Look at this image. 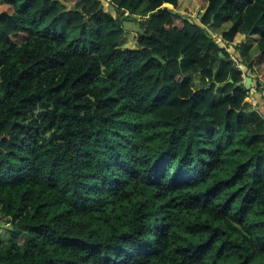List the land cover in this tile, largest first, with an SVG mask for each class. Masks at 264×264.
<instances>
[{"label": "trees", "instance_id": "obj_1", "mask_svg": "<svg viewBox=\"0 0 264 264\" xmlns=\"http://www.w3.org/2000/svg\"><path fill=\"white\" fill-rule=\"evenodd\" d=\"M182 1L0 0V264H264V0Z\"/></svg>", "mask_w": 264, "mask_h": 264}, {"label": "rangeland", "instance_id": "obj_2", "mask_svg": "<svg viewBox=\"0 0 264 264\" xmlns=\"http://www.w3.org/2000/svg\"><path fill=\"white\" fill-rule=\"evenodd\" d=\"M178 10H179V12H181L182 15L190 16L196 20H198L199 15L202 12H204V8L195 5L192 2V0H183L180 4V8ZM126 16L129 17V19H131V21L125 22V24H124L125 29H126L124 44L129 46V47H135L136 42H137V32L139 31V27H140L138 22L142 21L146 17V15L145 16L144 15L143 16L142 15L128 16V14H126ZM218 39H220V38H218ZM257 53H258L257 50L253 51L254 55H256ZM196 84L198 86L196 89H200L203 87V80L199 74H198L197 79H196ZM10 230H11V226L8 224L7 220H3L0 222V236L3 239H9L11 237L9 235ZM28 240H29L28 237L25 236L24 234H18L17 235V241L21 244H25Z\"/></svg>", "mask_w": 264, "mask_h": 264}, {"label": "crops", "instance_id": "obj_3", "mask_svg": "<svg viewBox=\"0 0 264 264\" xmlns=\"http://www.w3.org/2000/svg\"><path fill=\"white\" fill-rule=\"evenodd\" d=\"M103 1V5L106 7V10L109 9L111 6L108 2V0H102ZM250 40H245L244 44L249 43ZM257 50V48L254 46L252 49V55L257 57V54L254 55L253 51ZM228 51L230 52V54L232 55V59H234L235 61H237V59L240 60V53L238 51H235L234 48H228ZM241 61V60H240ZM240 62H237V64L239 65V68L244 72V81L246 79V77H249V73H248V69L246 66H244L243 64H239ZM249 103H250V109H254L256 111H258L262 117L264 118V100L262 98V94L258 93L256 91V89H252L250 91V98L248 99Z\"/></svg>", "mask_w": 264, "mask_h": 264}, {"label": "water", "instance_id": "obj_4", "mask_svg": "<svg viewBox=\"0 0 264 264\" xmlns=\"http://www.w3.org/2000/svg\"><path fill=\"white\" fill-rule=\"evenodd\" d=\"M203 16V15H202ZM220 57H224V55L221 53L220 54ZM180 60H182V58H180ZM244 85V88L247 90V91H251L252 89H255V83L253 81V78L252 77H246L245 81L241 84H238L237 86H241V85Z\"/></svg>", "mask_w": 264, "mask_h": 264}, {"label": "built area", "instance_id": "obj_5", "mask_svg": "<svg viewBox=\"0 0 264 264\" xmlns=\"http://www.w3.org/2000/svg\"><path fill=\"white\" fill-rule=\"evenodd\" d=\"M218 41H219V42H221V40H220V39H219Z\"/></svg>", "mask_w": 264, "mask_h": 264}]
</instances>
